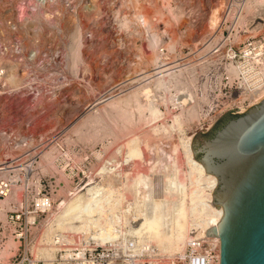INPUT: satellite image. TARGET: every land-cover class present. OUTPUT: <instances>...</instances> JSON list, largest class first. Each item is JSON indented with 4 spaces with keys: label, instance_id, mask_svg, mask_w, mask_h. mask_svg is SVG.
Returning <instances> with one entry per match:
<instances>
[{
    "label": "rangeland",
    "instance_id": "1",
    "mask_svg": "<svg viewBox=\"0 0 264 264\" xmlns=\"http://www.w3.org/2000/svg\"><path fill=\"white\" fill-rule=\"evenodd\" d=\"M74 2L0 0V264L24 250L72 264L75 248L96 264H182L188 245L164 252L135 229L153 218L169 238L210 218L186 147L260 101L230 50L264 36V0Z\"/></svg>",
    "mask_w": 264,
    "mask_h": 264
},
{
    "label": "water",
    "instance_id": "2",
    "mask_svg": "<svg viewBox=\"0 0 264 264\" xmlns=\"http://www.w3.org/2000/svg\"><path fill=\"white\" fill-rule=\"evenodd\" d=\"M234 112L192 140L196 158L219 178L214 202L224 209L207 236L221 239L220 264H264V98Z\"/></svg>",
    "mask_w": 264,
    "mask_h": 264
},
{
    "label": "built area",
    "instance_id": "3",
    "mask_svg": "<svg viewBox=\"0 0 264 264\" xmlns=\"http://www.w3.org/2000/svg\"><path fill=\"white\" fill-rule=\"evenodd\" d=\"M63 1L69 10L75 11L76 4L74 0ZM55 4H58V0H34L31 9L33 11L36 8L49 9L53 8ZM23 8V6H17L15 8L16 14L19 16L20 20L23 16ZM240 45L243 47H240ZM230 53H233L237 58V65H235L237 69L236 73L240 78V83L245 93L254 96V93H258L264 88V36L258 39L248 38L247 42L239 43L237 50L231 49ZM252 99H254V97H252ZM0 189L1 191L6 190L5 183H2ZM56 239L59 242L60 238L57 237ZM208 245L209 243L207 244L204 238L197 240L196 244L189 245L188 247L191 249V253L187 257H182V264H220V247H218L217 244H213L212 247ZM90 255L91 253L85 248H75L72 249V252H70L68 256L71 257V260L73 257L72 261H75V263L72 264H96L94 260L88 259ZM23 256V259L20 261H17L18 258L16 256L14 258L15 260H12V264H39L34 258V255L28 250H24ZM70 259H66V261ZM42 262L44 261L42 260ZM45 262L43 264H45Z\"/></svg>",
    "mask_w": 264,
    "mask_h": 264
},
{
    "label": "bare ground",
    "instance_id": "4",
    "mask_svg": "<svg viewBox=\"0 0 264 264\" xmlns=\"http://www.w3.org/2000/svg\"><path fill=\"white\" fill-rule=\"evenodd\" d=\"M232 70H233L234 73L237 71L235 66L232 68ZM252 97H254L255 100H261L262 98H264V88L260 92L254 93V96H252ZM186 149H187V155H188L190 163H192L193 167L199 172L200 175H203L204 180L207 181V184H208V187H209V192H210L209 193L210 200H208L209 201V206H210L209 207L210 208V212L209 213H211V215H209L210 218L204 222V225L201 226L200 225L201 223H200L199 224L200 226L196 227V229H193V230H194L195 233L197 232V238H204L207 241V244L209 243V245H208L209 247H212L213 244H217L218 247H220V249H221V239H220V237L207 236V231L209 229H211L214 226H216V225L221 223V220H222V217H223V214H224V209H223L222 205L220 203L214 202V191L216 190V188L218 186L219 178L215 174L207 172V169H206L204 163L194 157V150H193L192 144L190 142L187 144ZM3 168L4 167H0V169H3ZM72 203H71V205L69 204L70 205L69 209H72V205H73ZM207 206H208V204H207ZM75 208H77V207H75ZM71 211H73V210H71ZM70 213H72V212H70ZM143 220H145V219H143ZM150 220H153V218H150ZM150 220H145L144 221L145 223L140 221L141 223L137 224L138 227L135 230L139 234L141 233L142 235H144L143 234L144 232L149 234V236L151 235V239L152 240H150V241L161 243L162 244V248L165 249L164 252H172V251L174 252L175 250H181V248L185 247L186 245L189 246V245L196 244L197 240L190 241L191 232L192 233H194V232H193V230H191V228H188L189 225L186 227L187 228V230H186V228L184 227V226L187 225L186 223H185V225H183L181 223L182 221L181 222L179 221L180 225L177 226L175 232H173V235H171L169 238H164V235H163L164 231H163V233H161L160 229L157 230L156 226L153 224L154 221H150ZM191 226L193 227V225H191ZM191 226H189V227H191ZM152 227L155 228L153 230H157V232L159 231V233H157V232L153 233V231L151 230ZM157 227H158V225H157ZM188 229H190L191 232H188L189 231ZM135 230H134V232L136 233ZM172 231H173V229L171 230V232ZM192 235L195 236L194 234H192ZM195 238H196V236H195Z\"/></svg>",
    "mask_w": 264,
    "mask_h": 264
}]
</instances>
